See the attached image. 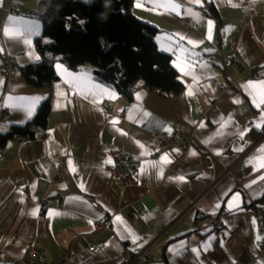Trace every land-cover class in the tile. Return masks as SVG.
Wrapping results in <instances>:
<instances>
[{
  "label": "crops",
  "instance_id": "1",
  "mask_svg": "<svg viewBox=\"0 0 264 264\" xmlns=\"http://www.w3.org/2000/svg\"><path fill=\"white\" fill-rule=\"evenodd\" d=\"M38 2L0 0V134L52 101L44 136L0 144V264L34 241L50 260L68 250L83 256V236L98 244L89 264H124L126 251L145 253L147 264H264V218L246 212L264 205V0H134L133 15L157 29L156 46L184 88L163 98L138 85L130 100L90 66L56 62L51 90L25 81L20 68L39 59ZM170 3L179 7L155 6ZM247 10L256 15L243 26ZM183 16L196 28L181 26ZM9 18L16 38L4 34ZM232 56L245 67L240 78L224 65ZM174 131L187 147L159 151L154 136ZM112 151L140 161L124 193L110 172ZM99 209L111 218L107 231L94 230Z\"/></svg>",
  "mask_w": 264,
  "mask_h": 264
},
{
  "label": "trees",
  "instance_id": "2",
  "mask_svg": "<svg viewBox=\"0 0 264 264\" xmlns=\"http://www.w3.org/2000/svg\"><path fill=\"white\" fill-rule=\"evenodd\" d=\"M133 2L39 0L37 17L42 33L34 39L39 59L21 67L20 74L31 86L51 90L58 81L54 65L61 62L73 71L92 67L98 80L129 100L138 85L163 98L180 94L184 86L170 56L156 46L157 29L133 15ZM51 109L49 97L29 123L0 134V144L44 136Z\"/></svg>",
  "mask_w": 264,
  "mask_h": 264
},
{
  "label": "built area",
  "instance_id": "3",
  "mask_svg": "<svg viewBox=\"0 0 264 264\" xmlns=\"http://www.w3.org/2000/svg\"><path fill=\"white\" fill-rule=\"evenodd\" d=\"M9 12L18 15L21 14L18 9L14 8L9 10ZM255 15V11L247 10L243 16L242 25H247L251 18ZM179 24L183 27H189L192 29H195L197 26V22L194 18L185 16L179 18ZM224 65L239 78L242 76L245 69L243 63L234 56L224 57ZM4 121L5 112L0 111V123H3ZM154 140L159 151H163L170 146L177 147L180 150H184L187 147V145L180 143L176 131L169 136L156 134L154 136ZM111 159L112 168L110 169V172L118 181L120 193H124L129 187L135 184L140 161L135 156L120 151H112ZM55 179H61V176L57 174ZM237 179L238 181H241V176L239 175ZM46 206L47 202L43 198H39L38 207L40 213L45 210ZM126 207H128L127 204L121 203L119 210H123ZM99 211L101 213V218L94 223V230L107 231L110 229L111 218L103 209H99ZM246 212L250 217L256 220H261L264 218V205L260 208H248L246 209ZM220 226V222L217 221L215 223V228L218 229ZM82 240L85 244V254L83 256L78 255L73 250H68L61 253L57 259L50 260L47 257L44 246L40 242L34 241L27 247L21 258H11L10 264H89L94 256V253L98 249V244L89 240L86 236H83ZM137 257L141 259L144 264H147L150 261V258L143 252L136 255L126 251V260L124 264H131ZM202 263L212 264L207 258H203Z\"/></svg>",
  "mask_w": 264,
  "mask_h": 264
},
{
  "label": "snow or ice",
  "instance_id": "4",
  "mask_svg": "<svg viewBox=\"0 0 264 264\" xmlns=\"http://www.w3.org/2000/svg\"><path fill=\"white\" fill-rule=\"evenodd\" d=\"M191 3H195L197 5H199L200 3V0H190ZM137 7H141L142 5L137 3L136 5ZM157 7H160V6H163V7H168L170 8L171 10L175 11L179 6L174 4V3H170V4H167V5H155ZM179 14V13H177ZM13 18H9L10 20V26L8 27H5L4 29V34L5 36H10V37H13V38H16L19 36L20 32H19V29L17 27H15L14 25L11 24V21H12ZM211 28H212V21H208V29H209V36L208 38L210 39L211 38ZM180 39H184V37H180ZM27 43V41H25ZM261 87H264V82H261L260 84ZM248 88H256L257 87V84H253L252 82H249V84L246 86ZM253 102L256 103V98L253 97ZM259 103H264V95L261 96L260 100H259ZM32 114V109L29 108L28 110V115L30 116ZM262 119H264V117H262ZM259 126V125H257ZM110 162V161H109ZM71 164V162H70ZM260 167H264V160L261 161L260 163ZM231 207V205H229ZM117 221L120 220V217H117L116 218Z\"/></svg>",
  "mask_w": 264,
  "mask_h": 264
}]
</instances>
